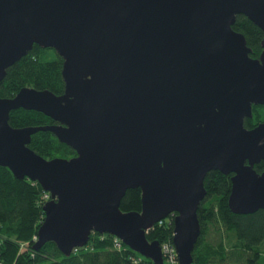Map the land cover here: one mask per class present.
<instances>
[{
	"label": "water",
	"instance_id": "water-1",
	"mask_svg": "<svg viewBox=\"0 0 264 264\" xmlns=\"http://www.w3.org/2000/svg\"><path fill=\"white\" fill-rule=\"evenodd\" d=\"M244 15L262 31L250 56L232 29ZM33 44L62 59L64 92L21 88L0 97V166L36 181L50 196L34 247L52 241L64 256L91 232L117 237L162 264L146 230L172 217L178 264L192 263L197 209L211 170L231 174L228 207L264 210V0H0V81ZM50 117L46 127L15 128L12 110ZM48 130L76 153L44 158L28 147ZM139 211L124 212L128 189Z\"/></svg>",
	"mask_w": 264,
	"mask_h": 264
},
{
	"label": "trees",
	"instance_id": "trees-1",
	"mask_svg": "<svg viewBox=\"0 0 264 264\" xmlns=\"http://www.w3.org/2000/svg\"><path fill=\"white\" fill-rule=\"evenodd\" d=\"M232 29L243 34L250 56L257 58L262 51V31L244 15H236ZM63 59L52 49L33 44L28 53L6 69L0 81V97L11 98L21 88L47 89L56 95L64 92L61 77ZM264 121V105H252L251 117L245 118V128ZM8 123L15 128L46 127L55 123L50 117L34 110L18 108L10 111ZM28 147L44 158H72L73 149L58 141L48 130L31 135ZM264 171V159L254 165ZM231 174L209 171L203 181L205 196L199 203L197 218L200 233L192 250L193 264H264V210L250 214H235L228 207ZM49 194L27 177L17 179L0 166V264H131L140 254L122 244L117 249L110 234L91 232L85 246L77 247L64 256L48 241L34 247L37 229L44 213V195ZM140 189H128L120 201L124 212L139 211ZM172 217L164 225L146 233L149 241L171 242ZM191 263V264H192Z\"/></svg>",
	"mask_w": 264,
	"mask_h": 264
},
{
	"label": "built area",
	"instance_id": "built-area-1",
	"mask_svg": "<svg viewBox=\"0 0 264 264\" xmlns=\"http://www.w3.org/2000/svg\"><path fill=\"white\" fill-rule=\"evenodd\" d=\"M44 198L48 200L49 196L46 194L44 195ZM155 225L157 227L164 225V219L157 221L151 228L146 230V233L149 230L153 229ZM113 244L114 247H116L117 249H121L123 243L117 237H113ZM159 245L162 255V264H178L177 254L174 245L171 242H162L159 243ZM76 249L77 247H74L72 250L75 251ZM146 260L147 261H143L140 257H132L131 264H153L149 259Z\"/></svg>",
	"mask_w": 264,
	"mask_h": 264
},
{
	"label": "bare ground",
	"instance_id": "bare-ground-1",
	"mask_svg": "<svg viewBox=\"0 0 264 264\" xmlns=\"http://www.w3.org/2000/svg\"><path fill=\"white\" fill-rule=\"evenodd\" d=\"M193 264V263H192Z\"/></svg>",
	"mask_w": 264,
	"mask_h": 264
},
{
	"label": "rangeland",
	"instance_id": "rangeland-1",
	"mask_svg": "<svg viewBox=\"0 0 264 264\" xmlns=\"http://www.w3.org/2000/svg\"><path fill=\"white\" fill-rule=\"evenodd\" d=\"M167 219V218H166Z\"/></svg>",
	"mask_w": 264,
	"mask_h": 264
}]
</instances>
